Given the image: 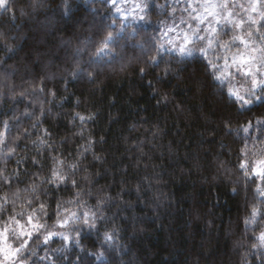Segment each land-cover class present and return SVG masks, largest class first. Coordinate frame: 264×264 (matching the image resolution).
<instances>
[{
    "label": "trees",
    "instance_id": "obj_1",
    "mask_svg": "<svg viewBox=\"0 0 264 264\" xmlns=\"http://www.w3.org/2000/svg\"><path fill=\"white\" fill-rule=\"evenodd\" d=\"M90 7L85 0L0 3V71L11 81L0 79V156L16 149L8 169L51 175L60 163L88 176L50 185L52 208L82 186L92 193L85 207L95 213L100 203L103 218L90 213L95 227L80 233L85 251L67 253L81 264H264L251 247L264 222V177L253 173L261 160L249 170L242 151L264 132V94L242 103L198 53L165 51L158 64L123 70L103 59L91 64L87 52L74 51ZM149 14L156 17L155 3ZM61 243L52 238V246ZM98 251L105 259L89 255Z\"/></svg>",
    "mask_w": 264,
    "mask_h": 264
},
{
    "label": "clouds",
    "instance_id": "obj_2",
    "mask_svg": "<svg viewBox=\"0 0 264 264\" xmlns=\"http://www.w3.org/2000/svg\"><path fill=\"white\" fill-rule=\"evenodd\" d=\"M85 3L91 6L92 18L88 29L85 30L87 34L74 51L77 55L87 52L88 62L91 64H98L100 59H103L106 63L120 65L122 70L132 64L151 66L160 62L165 50L182 56L185 54L191 56L192 53L200 51L207 53L214 47L216 41H221L223 35L221 33L214 39H206L214 35L211 30L200 35L199 27L193 28L190 21L201 18L193 16L194 9L191 4L188 7H178L181 0H141L138 5L140 13L134 20L143 21V23L136 27L133 26L134 21L116 18L125 16L126 9L123 0L119 2L118 0H85ZM152 3L156 5L155 18L147 11ZM219 7L223 12L239 18L237 23L241 24L245 35L260 53L261 76L259 81H256L255 75L252 80L236 81L242 87L247 84L249 95L255 96L256 93L251 91L254 85L258 83L264 89V23H261L264 21V0H245L244 3H240L239 0H223ZM201 22H203L202 19ZM181 25H188V28L180 27ZM157 28L159 31H156ZM174 32L176 35H172ZM177 37L180 39L178 40ZM193 37H197V41H193ZM237 38V34L233 32L230 40L221 41L222 46L227 47L228 43ZM198 41H203V43ZM189 43L191 47H188ZM11 50L9 48V51ZM170 59L171 57L165 58V62ZM0 64H3L2 60ZM0 79H7L8 84H11L10 78H6L4 71H0ZM3 94L4 88L0 86V97ZM260 123L264 124V119L260 120ZM5 125H7L6 121ZM243 131L247 134L249 128L243 127ZM260 135L259 143L253 137V146L246 143L242 149L247 155L249 170L254 159L264 160V132ZM32 143L35 144L36 141ZM45 143L40 140L39 150L42 151ZM15 152L14 147H9L0 156V227L8 229L13 237L15 250L19 254L15 264H81L79 256L73 259L67 253H70L73 248H79L81 253L85 251L84 246L81 245L80 233L86 227H95V220L89 223L90 213L103 218L100 203L95 205V213H93L92 205L85 207L86 198L92 193L82 186L80 191L75 192L74 197H59L56 200V207L52 208L49 204L53 193L50 185L59 188L65 178L69 183H74L78 179L87 181L88 176L80 177L77 173H73L71 168L75 165L68 166L69 170L65 171L60 167V163H56L51 175L39 172L30 177L22 176L16 169L9 170L7 167V157ZM54 161H59V158H54ZM20 162L21 157L17 155V163ZM34 163L39 164L41 161L34 159ZM55 173H59V176ZM17 180L23 181V184L15 183ZM9 184L11 186L6 187ZM50 215H52L51 219H49ZM249 221V225L256 223L255 217ZM260 232L264 233V222L260 225ZM33 234L36 237L34 240L32 239ZM54 237H59L63 243L52 246ZM257 241L251 247L264 255V243L261 242L260 236L257 237ZM53 254H63V259L54 260ZM89 255L96 256L98 261L105 259L103 252H90Z\"/></svg>",
    "mask_w": 264,
    "mask_h": 264
},
{
    "label": "rangeland",
    "instance_id": "obj_3",
    "mask_svg": "<svg viewBox=\"0 0 264 264\" xmlns=\"http://www.w3.org/2000/svg\"><path fill=\"white\" fill-rule=\"evenodd\" d=\"M221 2H223V0H181L182 7H188V5L191 4L192 9H194L192 12L193 16L202 19L203 22H201V19H193L190 21L193 28L199 27L200 35H203L205 31H213L214 35L212 37H206V39H214L216 35H221L222 33L221 41L225 39L230 40L233 32H235L238 37L235 41L228 43L227 47L222 46L221 41H216L214 47L210 49L209 52H194L192 55L198 53L207 58L216 74V78L228 84V89L234 97L244 104H249L256 100L257 97L264 94V89L257 83L251 89L256 95L250 96L248 85L245 84L242 87L241 84L236 81L252 80L253 75H255L256 81H259L261 76L259 71L260 53L257 51L252 41L245 35L241 24L237 23L239 18L235 15H229L220 9L219 5ZM239 2L244 3L245 0H239ZM140 3L141 0H123L126 11L125 16L121 17V19L134 21L135 24H142L143 21L134 20L137 14L140 13V8L138 7ZM150 8L151 4L147 9L148 13ZM184 14L187 15V13ZM261 23H264V21ZM180 27L188 28V25H181ZM177 31H179V29H177ZM172 35H176V33L174 32ZM177 39L179 40L180 37H177ZM193 41H197V37H193ZM198 42L203 43V41ZM188 47H191V43L188 44ZM233 77H235V79H233ZM258 166L264 168V165H261L259 162V164L253 168L254 174H256ZM10 238L8 229L0 231V264H10L17 259L19 255L15 250L16 246L14 242L9 240Z\"/></svg>",
    "mask_w": 264,
    "mask_h": 264
},
{
    "label": "snow or ice",
    "instance_id": "obj_4",
    "mask_svg": "<svg viewBox=\"0 0 264 264\" xmlns=\"http://www.w3.org/2000/svg\"><path fill=\"white\" fill-rule=\"evenodd\" d=\"M0 3H3V0H0ZM81 119L83 120L84 117H81ZM260 164L261 165H264V160H261L260 161ZM256 174L259 175V176H261V177H264V168H261V167L258 166L257 167V170H256ZM55 175L59 176V173H55ZM61 179H63V177H61ZM257 214H258V210L256 208H253V210H252V216L255 217ZM87 222L88 221H86V223ZM248 222H250V221L247 220L246 223H248ZM106 236H108V238L111 239V236L109 234H106ZM260 240H261L262 243H264V233H261Z\"/></svg>",
    "mask_w": 264,
    "mask_h": 264
}]
</instances>
